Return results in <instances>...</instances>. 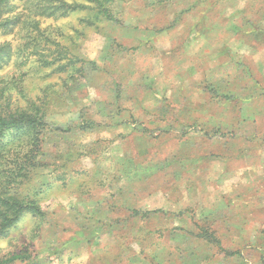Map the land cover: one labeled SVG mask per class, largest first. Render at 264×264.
<instances>
[{
	"label": "rangeland",
	"instance_id": "1",
	"mask_svg": "<svg viewBox=\"0 0 264 264\" xmlns=\"http://www.w3.org/2000/svg\"><path fill=\"white\" fill-rule=\"evenodd\" d=\"M95 12L40 19L85 60L79 72L15 58L0 68L11 107L46 116L17 189L44 214L23 215L0 255L264 264V0H114L113 20Z\"/></svg>",
	"mask_w": 264,
	"mask_h": 264
},
{
	"label": "trees",
	"instance_id": "2",
	"mask_svg": "<svg viewBox=\"0 0 264 264\" xmlns=\"http://www.w3.org/2000/svg\"><path fill=\"white\" fill-rule=\"evenodd\" d=\"M18 1L23 10L18 9ZM85 1L94 5L74 0H0V37L11 34L15 37L13 41H23H15L17 44L12 39L0 41V68L15 58L19 64L32 59L30 62L34 65L49 66L69 76L72 71L79 72L80 66L75 64H85V60L71 54L69 46L56 41L51 32L45 33L40 19L67 16L79 9L96 11L98 20L114 19L111 13L114 0ZM89 15L82 17L81 21ZM9 83L6 85L7 99L5 92L0 90V238L8 236L23 215L41 217L44 214L38 198L29 193L21 195L17 189L29 177L31 168L35 167L39 146L37 131L39 126L46 124L45 112L36 105L31 111L13 109ZM31 258L26 249L24 252L0 255V264H16Z\"/></svg>",
	"mask_w": 264,
	"mask_h": 264
}]
</instances>
